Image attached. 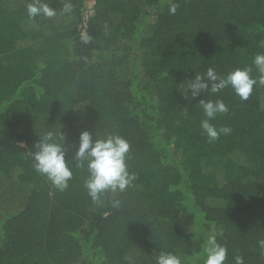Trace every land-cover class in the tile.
<instances>
[{
  "label": "trees",
  "instance_id": "trees-1",
  "mask_svg": "<svg viewBox=\"0 0 264 264\" xmlns=\"http://www.w3.org/2000/svg\"><path fill=\"white\" fill-rule=\"evenodd\" d=\"M30 2L0 0V264H156L161 251L193 264L209 235L227 248L225 264H264V86L245 101L230 87L182 94L195 74L264 53V0H93L88 44L85 0L66 15L68 0H42L57 16L35 19ZM199 99L228 106L211 123L230 134L208 141ZM59 127L66 159L82 130L126 138L133 185L94 203L86 167L69 160L73 177L57 191L31 150Z\"/></svg>",
  "mask_w": 264,
  "mask_h": 264
},
{
  "label": "clouds",
  "instance_id": "clouds-1",
  "mask_svg": "<svg viewBox=\"0 0 264 264\" xmlns=\"http://www.w3.org/2000/svg\"><path fill=\"white\" fill-rule=\"evenodd\" d=\"M177 7L178 4L170 3L169 14L175 15ZM26 10L30 19L57 16V10L42 0H32L27 4ZM71 12L72 4L68 0L63 4L60 14L66 15ZM91 39L86 32L80 36L84 44L90 43ZM253 69L258 73V77L252 75ZM188 81L186 91L182 93L185 99L200 97L201 93L205 92L216 94L230 87L236 96L245 101L251 96L255 85L264 86V53H257L252 64L243 68H235L221 75L209 67L203 74H195L194 79ZM199 105L204 116L200 121V127L209 142L231 133L230 127L217 128L211 123L218 114L227 113L229 110L222 100L199 99ZM183 115L187 116L186 108ZM59 129L60 127L45 129L34 142L32 146L34 150H31L34 170L45 176L57 191H65L73 177L72 168L68 166L69 160L74 162L76 168L86 167L88 176L84 181V188L94 203L99 202L106 193L123 192L133 185L137 175L128 170L126 159L130 152V144L126 138L116 133H106L103 136L95 133L93 138V134L88 130H82L78 135V143L72 157L66 159V136ZM111 204L112 207L119 208L121 202L113 199ZM258 244L261 255L264 256V239L259 240ZM201 259L203 264H225L227 248L217 242L215 235H209L204 242L202 253L193 258V264H200ZM234 260L235 264H244V259L240 255L235 256ZM156 264H182V259L173 252L161 251L156 257Z\"/></svg>",
  "mask_w": 264,
  "mask_h": 264
},
{
  "label": "rangeland",
  "instance_id": "rangeland-1",
  "mask_svg": "<svg viewBox=\"0 0 264 264\" xmlns=\"http://www.w3.org/2000/svg\"><path fill=\"white\" fill-rule=\"evenodd\" d=\"M93 3H94L93 0H85V2H84V6H83V10L89 11L90 9H92V8H93ZM39 47H40L39 44H33V45L29 46V48H28V52H29L30 54H34L35 51H36ZM12 204H14V202H13Z\"/></svg>",
  "mask_w": 264,
  "mask_h": 264
},
{
  "label": "built area",
  "instance_id": "built-area-1",
  "mask_svg": "<svg viewBox=\"0 0 264 264\" xmlns=\"http://www.w3.org/2000/svg\"><path fill=\"white\" fill-rule=\"evenodd\" d=\"M92 14H93V8L90 9L89 11L83 10L82 21L79 25V29H80L81 34L84 33V30L87 26L88 19L92 16Z\"/></svg>",
  "mask_w": 264,
  "mask_h": 264
}]
</instances>
